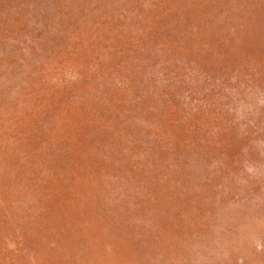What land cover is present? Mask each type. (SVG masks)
Wrapping results in <instances>:
<instances>
[{
  "label": "rangeland",
  "instance_id": "374dc122",
  "mask_svg": "<svg viewBox=\"0 0 264 264\" xmlns=\"http://www.w3.org/2000/svg\"><path fill=\"white\" fill-rule=\"evenodd\" d=\"M72 1L0 0V251L22 254L20 264H264V32L254 27L264 24L243 16L264 0H242L224 18L199 14L202 0ZM185 1L162 26L184 37L145 41L135 64L134 33L143 39L154 24L145 18L158 17L150 9ZM106 7L125 49L88 54L81 37L52 41L82 12V26L99 31ZM77 56L116 71L115 86L96 91L91 110L68 100L56 111L68 116L65 156L42 163L48 122L58 125L54 94ZM30 184L41 193L22 196Z\"/></svg>",
  "mask_w": 264,
  "mask_h": 264
},
{
  "label": "trees",
  "instance_id": "16d2710c",
  "mask_svg": "<svg viewBox=\"0 0 264 264\" xmlns=\"http://www.w3.org/2000/svg\"><path fill=\"white\" fill-rule=\"evenodd\" d=\"M203 1H205L210 6V9L205 11ZM216 1L220 4L219 7L216 5L214 0H202L200 7H199V11H200L199 14H201L204 17H208V14H212V16L214 17L215 13H216V16H220V17L224 18L227 16L226 13L228 12V10H231L232 8H235L236 11L241 9L240 3L242 2V0H216ZM244 1H246V0H244ZM72 2L77 4L76 0H73ZM72 2L70 3V5H74ZM187 2L188 1H185V4L183 3L184 5L181 8H179V10H175V8L174 9L173 8H169V9L163 8L160 10L150 9L158 17L156 18L157 20H154V19L151 20V19L145 18V20H147L149 22V24H151L152 21L154 24H152L153 28L150 27V30H151L150 34H147V36H144L143 39L141 38V36L138 33H134L135 34L134 37H136V40L138 42H143V45H141V43H137V44L134 43V47L132 48V54H133V56H135V60H136L135 64H138V66H139L143 62V60L145 59V53H141L140 55H137V53L140 51L142 52L143 49H145V50L148 49V47L145 48V46H146L145 41H147V43L148 42H150V43L151 42H160L162 44V42L168 43L169 41H172V40H176V41L179 40L180 41L184 37V36H182V34L180 35L178 32H173V33H170L168 35V33H166L163 30L162 26H164L163 21H164L165 15L171 14L172 12L175 13L176 11H180L182 9L187 8L186 7L188 5ZM210 3H214L215 7L217 9H214L210 5ZM62 4H63V2L53 3L50 11L52 13H54V12L59 13L58 9ZM254 5L255 4L253 3L251 5L252 7H251L250 11L243 14V16H246L248 13H250L252 15V21L255 25L259 22H263L261 24H264V6L261 7L260 9L256 10L255 9L256 6H254ZM222 6L225 8L224 14L220 10V9H222ZM73 8L74 7H67L64 9V11H66V13H67V12L71 11ZM87 9H89V8H87ZM80 10H84V9L82 7H78L77 9H74L73 11L78 13ZM92 10L93 9H90L88 11L90 13L95 11V10H93V11ZM110 11H111L110 8L106 7V8L101 9L100 11L96 12V16H98L99 15L98 13H100V14H103L104 19L106 18L105 20L103 19V24L100 26L101 28L99 29V31H98V29H96L94 31V33L92 34L88 31V30H90V27L86 28V25L82 26V24H85L84 22H82V18H83V12H82V14L79 13L76 15L77 16L76 17L77 23L70 25L65 30H61L59 32V34L57 35V39L52 40V41L55 42L56 40H58L59 43H64L61 41H64L66 39L71 40L72 38H75V37H78V38L81 37L87 43L86 45L84 44L83 51L87 52L88 54L91 52V50H93L94 45H97L96 48H98V47L109 48L110 47L109 45H111V42H113L112 46L114 48V51H118V46H119V50L125 49L127 47V45L124 41H127V40L120 38L124 35H121V34L116 35L115 34V30L117 29V26H116V22H114L113 20L111 22L110 15L107 14V12H110ZM236 13H238V12H236ZM116 14H117V12L113 13L112 19H115V20L122 19V15L120 16V14L118 13L116 16ZM184 15H186V10L182 11L181 18ZM161 16H163V20H161V18H160ZM93 17L95 18V20L97 19V17H95V16H93ZM63 18L65 20V16ZM108 24H110L109 28L111 27L110 32H111L112 40L109 39V37L106 35V33L104 31L105 28L108 29ZM155 24H159V26L161 27L160 33H159V30H156V28L154 26ZM173 24H174V22H173ZM192 24L193 23H191L190 20L186 23H184L182 21L180 23V26H184V28H186ZM114 25H115V27H114ZM91 26H95V23ZM123 26H125V25H123ZM168 26H169V23H168ZM254 27L259 28L260 32H262V33L264 32V27H262V25H260V26L258 25V27H256V26H254ZM174 29L175 28H173V30ZM152 30H156V31H152ZM122 34H127V32L123 31ZM166 36H167V38H166ZM170 36L173 39L169 38ZM146 37L148 38V40L145 39ZM61 38H66V39H61ZM72 40H74V39H72ZM76 55H78V54H76ZM76 64L80 68L79 69L75 68V71H74V69H70L67 73V77L64 78L62 86L54 94V96L58 97V102H60V101H62V102L55 109V114H54L55 120H58V122H56L58 125H56L55 122H54V124L53 123L51 124L50 122H48L49 123L48 124L49 129H47L46 133H45L46 140L44 141V145H42L43 143L41 144V151L44 150L43 155L40 157L42 163H44V162L54 163L55 162L54 159L56 158V162L60 164L61 158L64 159V156H65L62 152L61 146L64 145V142H66V138H67L68 125H67V120H65V118H67L68 116H66L64 113H61L58 115L56 111L61 112L62 111L61 106H64L63 109L65 111L66 110L65 104H66V101H68V100H69V102L74 101L75 104L78 106L77 108L82 107V110H84V111L91 110V108L99 106V102L101 101L99 99V96H98L96 91L99 92L101 90L106 89L107 87H109L111 85L115 86L114 82H115V76L117 74L116 71H112V72L108 71L107 72L101 66L99 67L98 65H96V66L93 65L91 60H90V56H86V58L84 60H81L80 56H77ZM130 64L131 63L129 62V65ZM126 73L127 74H125V75H128V74L130 75L133 72L126 71ZM134 73H136V74H134V75H136L134 81L136 82L137 79L141 81V82H138V84H136V83L135 84L137 86L144 85L145 81L142 80V78H141L142 72L139 70V68H137V70L134 69ZM104 77L109 78V81L104 79ZM99 79L101 82H104L103 85L99 84V82H98ZM52 93H50V96ZM85 94H86V97H85V101H83L84 103L83 102L79 103L83 99ZM53 107H54V105L52 103L51 108H53ZM100 107H102V104L100 105ZM73 108H74L73 109V112H74L76 106H73ZM71 112H72V110L69 111V114H71ZM80 114L85 115L86 112L80 113ZM82 118L83 117H81L80 120ZM64 120H65V123L61 124L60 121L63 122ZM41 151H40V154H41ZM48 171L50 174V170H48ZM49 174H46V176H48ZM35 177L38 178L39 176L36 175ZM35 180H36L35 183L38 184L37 186H40L42 184L41 181H39L37 179H35ZM37 186L35 184H33V185L30 184V186H28L22 190V196L25 197L26 194L28 193L27 197L30 196V198H33L34 194L41 193L40 188ZM35 190L37 193H35ZM27 201L30 203L31 199L26 198V200H25L26 205H28ZM33 201L31 204H34V205H40V203L44 202L43 200L38 201V202L36 200H33ZM26 205L21 204L20 209L24 207L23 209L25 211V209L27 207ZM42 208H43V206L41 205L39 207V209H42ZM35 209L33 208L32 210H35ZM14 217L11 218V221L14 220ZM8 228L11 231L12 226H10V227L8 226ZM12 235H13V232H10L6 236H12ZM23 238L25 239V241L21 242V243L19 242V245L17 247V249L21 248V249H18L19 253H22L23 251L26 252V249L29 246V242H28L29 237L28 238L23 237ZM9 241L10 240H8L7 242H8V245L11 247V242H9ZM12 253H13V251L9 250V249L0 251V258H1L0 262H1V264H7L8 262H9L8 264H13L15 261H16V264H20V263H18V261L16 259L18 258L17 256H19V258H21L22 254H20V255L13 254V256H10Z\"/></svg>",
  "mask_w": 264,
  "mask_h": 264
}]
</instances>
